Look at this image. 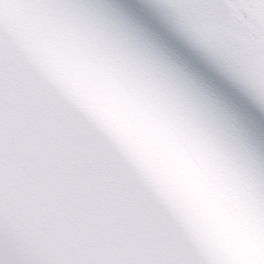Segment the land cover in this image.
Returning a JSON list of instances; mask_svg holds the SVG:
<instances>
[{"label":"snow or ice","instance_id":"snow-or-ice-1","mask_svg":"<svg viewBox=\"0 0 264 264\" xmlns=\"http://www.w3.org/2000/svg\"><path fill=\"white\" fill-rule=\"evenodd\" d=\"M0 264H264V0H0Z\"/></svg>","mask_w":264,"mask_h":264}]
</instances>
